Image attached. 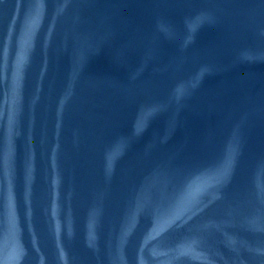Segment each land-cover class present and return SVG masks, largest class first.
<instances>
[{"label":"water","instance_id":"obj_1","mask_svg":"<svg viewBox=\"0 0 264 264\" xmlns=\"http://www.w3.org/2000/svg\"><path fill=\"white\" fill-rule=\"evenodd\" d=\"M118 0H0V48L62 16ZM264 11V0H224Z\"/></svg>","mask_w":264,"mask_h":264}]
</instances>
